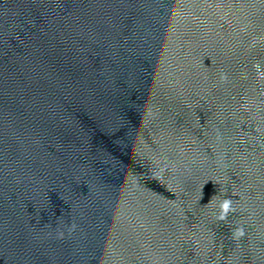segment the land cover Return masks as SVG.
Listing matches in <instances>:
<instances>
[{
    "label": "water",
    "instance_id": "obj_1",
    "mask_svg": "<svg viewBox=\"0 0 264 264\" xmlns=\"http://www.w3.org/2000/svg\"><path fill=\"white\" fill-rule=\"evenodd\" d=\"M0 264H264V0H0Z\"/></svg>",
    "mask_w": 264,
    "mask_h": 264
}]
</instances>
